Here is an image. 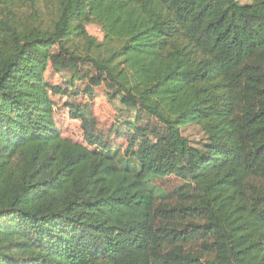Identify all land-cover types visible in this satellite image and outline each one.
<instances>
[{"label": "trees", "instance_id": "1", "mask_svg": "<svg viewBox=\"0 0 264 264\" xmlns=\"http://www.w3.org/2000/svg\"><path fill=\"white\" fill-rule=\"evenodd\" d=\"M41 1L0 0V264H264V0H50L51 21ZM49 68L87 82L84 142L56 125L71 93ZM100 85L168 133L126 116L117 157ZM169 176L177 200L151 184Z\"/></svg>", "mask_w": 264, "mask_h": 264}, {"label": "rangeland", "instance_id": "2", "mask_svg": "<svg viewBox=\"0 0 264 264\" xmlns=\"http://www.w3.org/2000/svg\"><path fill=\"white\" fill-rule=\"evenodd\" d=\"M53 11V4L50 0L41 1V12L44 19L51 21ZM87 31L99 41H103L104 33L99 25L90 23L87 25ZM88 69H90V67L84 65L83 72L85 73ZM45 76L51 84L59 85L71 93V95H52V99L55 102L56 125L61 135L73 141L84 142V131L81 121L72 118L70 105H83L88 102L89 96L85 92L87 85L86 80H80V77H77L75 81L71 83L72 71H63L59 73L52 68L48 69ZM91 103L93 112L99 123V129L106 134V139L111 140L113 148L117 151V157L124 158L123 156L128 143V138L126 136L128 130L127 125L120 121L125 119L126 116L137 122L136 124L139 127L156 131L161 135H166L168 133L167 127L141 110L120 113L121 106L118 100L111 97V94L108 93L104 85L95 87V95ZM118 132H122L124 136L117 138ZM184 135L192 141L193 145L204 148L205 136L200 127L195 125L188 126L184 128ZM151 184L154 186L157 193H169L177 200V196L174 193L184 182L178 177L169 176L154 177L151 179ZM202 243V240H195L188 245V249L203 252L204 248Z\"/></svg>", "mask_w": 264, "mask_h": 264}]
</instances>
